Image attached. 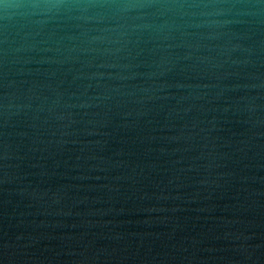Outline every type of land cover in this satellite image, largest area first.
Returning <instances> with one entry per match:
<instances>
[{
    "label": "water",
    "instance_id": "obj_1",
    "mask_svg": "<svg viewBox=\"0 0 264 264\" xmlns=\"http://www.w3.org/2000/svg\"><path fill=\"white\" fill-rule=\"evenodd\" d=\"M0 264H264V0H0Z\"/></svg>",
    "mask_w": 264,
    "mask_h": 264
}]
</instances>
